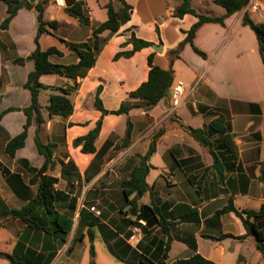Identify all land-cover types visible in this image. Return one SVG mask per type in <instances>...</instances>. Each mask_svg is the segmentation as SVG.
<instances>
[{"label": "crops", "instance_id": "0c3cea01", "mask_svg": "<svg viewBox=\"0 0 264 264\" xmlns=\"http://www.w3.org/2000/svg\"><path fill=\"white\" fill-rule=\"evenodd\" d=\"M27 1L36 3L39 0ZM56 1L60 0H50L47 11L51 8L63 18L59 20L55 15L51 16L48 20H57L58 28L53 30V34L43 35L40 41L57 33L58 40L64 46L58 48L64 55H53L50 57L51 61L61 65L77 63L79 57L69 48L68 43L87 41L93 29L107 19V10L101 3L105 0H97L96 5H90L85 0L91 17V26L88 27L65 12V7L72 0H62L63 4H57ZM126 1L133 6L131 20L116 33L106 30L99 35V42L106 43L101 47L96 64L85 77L77 79L78 89L69 96L74 104L73 114L67 118L60 115L51 117L47 110L51 94L58 93L56 88H65L72 81L55 74L40 77V81L49 88L41 89L39 93L45 119L39 136L43 143L55 145L53 170L44 174L58 179L55 189L62 192L61 200L56 203L60 220L64 217L73 220L67 240L60 246L56 237L52 236L46 241L43 233L27 234L26 225L19 219L6 221L0 229V235L4 236L2 239L6 243V250L0 249V253H3L0 257L6 259L1 264H12L11 259L4 254L13 255L18 264L47 263L54 247L58 251L50 264H77L75 256L86 238L90 222L96 223L93 242H96L98 236L104 240L114 259L110 262L112 264H139L134 255L126 250V244L139 252L145 253L150 249L152 253L167 241H170V250L165 259L166 264H174L194 254H200L215 264H264V254L257 248L255 236L247 233L241 218L234 212L217 216V211L227 205L230 199L240 211H257L264 204V182L260 178L264 164V63L255 32L242 23L246 11L256 22L264 21V15L261 19L254 16L260 10L264 11V0H251L243 11L228 16L224 24H203L196 33L194 43L207 54L205 58L197 54L188 43L180 57L173 62L169 51L185 38V31L197 21V17L192 14L183 18L175 17L180 0H158V12L154 11L157 0ZM141 2L147 9V19L141 17ZM197 3L201 9L217 5L214 0H198ZM254 5L257 7L254 8ZM192 6L194 7L193 0ZM218 7L219 13L212 16L225 14L226 10L220 5ZM0 10L1 14L3 12L1 24L7 16V5L1 0ZM93 13H99L97 23L92 17ZM29 17L35 22V29L28 52L22 56L18 52L19 44L24 22ZM62 26L66 33L61 32ZM146 26L158 28L159 33L143 35L142 30ZM37 28V12L26 8L19 9L7 29L0 28V112L10 107L25 108L31 104V93L25 87V82L35 67L34 62L18 64L15 59L34 51ZM76 30L82 31V35L78 40L71 39V34ZM132 32L152 44H163V52H155L150 46L131 57L114 60L115 54L120 50L132 49V44L124 40V36L130 38ZM110 45H113V49L105 62L103 56ZM123 45L125 47L121 49ZM51 46L55 45L43 49ZM152 53L154 64L174 69L173 87L179 82L184 85L185 93L177 106L174 105L170 92L168 97L150 110L134 108L128 114L115 115L110 111L119 107L109 108L105 113L95 108V95L99 86H102L100 97L104 104L110 82L108 74L111 72L115 75L117 90L126 96V101L138 102V99L129 96V92L147 79L150 69L148 56ZM120 65L123 66L124 73H115L116 66ZM221 115L225 118L238 151L236 160L223 161L224 167L235 164L233 169L224 172L223 178L213 168L214 157L209 147L186 132L175 120L178 118L186 125L202 128L214 142V149L220 152L222 138L211 132L209 123ZM27 119L23 110L6 112L0 119V191L6 202L15 208L23 207L36 196L39 188L37 169L45 162V156L39 153L35 142L36 114L29 125L25 145L16 151L14 157L6 151L8 142L22 132ZM98 121H101V130L95 141L96 152L82 153L80 147L73 145V141L87 134ZM128 122L132 124L131 141L125 149H118L116 147L126 134ZM161 128L164 132L155 141V152L150 157L153 168L147 176L152 193L144 194L142 199L147 198L142 204L154 201L166 215L168 208L185 202L197 209L199 221L183 222L168 218L174 224L170 225L169 233H165L161 227L155 224L145 225L146 221L141 220L146 232L138 227L137 239L138 242L141 241L142 247L137 248L138 243L130 239L134 233L133 228L126 229L122 223L111 220L116 212L106 216L104 209L93 212L91 207L106 208L110 203L113 208L118 209L125 204L120 188L125 175L123 171L127 169V173L131 175L138 162L137 154L148 151L155 131ZM113 150L119 151V154L125 153L128 158L124 159L119 155L121 160L117 157L118 159L110 161L109 156ZM73 200L76 201L75 208L71 209ZM82 209L85 214L79 225ZM130 217L135 220L130 214L122 216L121 220ZM121 220L118 217V221ZM262 220L264 218L258 219L259 222ZM48 225L54 226L53 216H49ZM126 231L132 232L130 238H126ZM104 233L112 238L106 240ZM226 234L231 236L223 237ZM77 237L83 238L75 241ZM73 239L72 249L60 256L62 248ZM19 241L22 246L17 251ZM109 244L117 253L126 254L128 260L122 261L114 255L109 250Z\"/></svg>", "mask_w": 264, "mask_h": 264}, {"label": "trees", "instance_id": "16d2710c", "mask_svg": "<svg viewBox=\"0 0 264 264\" xmlns=\"http://www.w3.org/2000/svg\"><path fill=\"white\" fill-rule=\"evenodd\" d=\"M7 5V16L4 21L0 24V28L7 29L12 19L17 15V12L21 8L29 10H35L38 14V28L35 37L36 48L29 55L25 57H19L15 59V63L25 64L26 61L34 62V69L28 74L25 87L29 89L31 93V104L25 108L10 107L7 110L0 112L1 117L12 110H23L27 115V122L24 125V129L17 136L12 138L7 146L6 151L14 157L16 151L25 145L27 138L28 128L32 121V117L36 114L37 130L35 136V142L39 153L45 156V162L40 169H37L39 174V188L36 196L30 200L26 205L21 208L11 207L6 200L2 197L0 191V229L4 225V222L9 220L19 219L26 225L27 234L43 233V237L50 240L51 237H56L59 245H63L67 236L72 228V218H63L60 220L59 212L56 209V203L61 200L62 192L55 189V183L58 179L52 175L44 174L48 170H53L54 165V147L52 143L45 144L42 142L39 134L41 125L45 119L42 114V106L39 102V93L41 89L49 88V86L43 84L40 81V77L43 75H60L69 79L71 84L67 87L56 88L58 93L51 94L49 105L47 110L49 116L60 115L64 118L69 117L73 114L74 104L70 99L72 92L78 89L79 83L77 79L79 77H85L87 72L95 66L97 56L101 50V43L99 42V35L106 30L112 33L118 32L122 26L127 24L131 20L133 6L126 0H116L119 6L116 7L114 4L115 0H109L103 7L107 10V19L95 27L92 31V35L85 42L81 43H68L69 48L76 52L79 57L77 63L69 65L55 64L51 61L50 57L53 55L63 56L64 53L56 46H51L47 49H42L40 46V38L43 35L53 34V30L58 28V21L47 20L45 18V12L47 6L50 4V0H39L36 3H31L27 0H1ZM181 3L176 8L174 16L183 18L187 14H192L197 17V21L186 30L185 38L178 44V46L169 51L171 62L180 57V53L183 51L186 44L190 43L194 51L202 57H206L207 54L199 49L194 39L199 28L209 22H217L224 24L225 19L239 11H243L250 3L251 0H214L217 5L222 6L226 12L221 16H212L209 14L199 13L193 6L192 0H180ZM65 12L77 19L82 25L91 26V17L87 8L86 1L84 0H72L66 7ZM243 25L249 26L256 34L259 46V53L264 63V21L256 22L249 14L245 12L242 17ZM158 30V28H157ZM159 32V30H158ZM129 42L132 44V49L127 51L117 52L114 56V60H118L121 57H131L137 51L143 48L150 47L152 42L138 37L134 32L131 33ZM154 53L148 56L149 72L147 79L142 82L136 89L129 92V96L134 99H138V102L124 101L120 104L119 108L111 110V114L122 115L128 114L130 110L134 108H143L144 110H150L156 106L162 99L170 95L175 79V71L172 67L162 68L153 63ZM102 92V86H99L95 95L94 106L96 109L106 112V108L100 97ZM108 111V110H107ZM180 126L197 139L200 143L208 146L211 154L214 157L213 168L218 172L221 178L224 177V172L231 170L235 167V164L222 166L223 161L236 160L238 156L237 146L234 142L233 135L230 133L228 126L226 125L225 118L221 115L209 123V129L216 135L221 136L220 152L214 149V142L205 133L202 128L192 127L184 124L180 119L175 118ZM101 130V121H98L96 126L91 129L87 134L77 137L73 141L75 147H80L82 153L89 154L96 152L95 141L97 140ZM164 132L161 128L155 134L152 143L148 151L145 154L138 155V163L132 169L131 175L128 179L122 182V191L125 198L124 207H129L128 213L130 216H134L135 220L130 218L123 219L125 228L127 227H139L146 232L145 225H157L162 228L165 233H169L170 225L174 224L168 218L176 221L183 222H197L199 221V214L195 207L185 202H180L171 208H168L166 215L163 213L161 206L157 205L154 201L149 204L140 203V199L145 193L151 192L152 187L147 182V176L153 165L150 163V157L155 152V141ZM132 124L128 122L126 134L123 137V146H128L131 141ZM73 165V162H71ZM261 180L264 182V164L261 169ZM133 196V197H132ZM75 200L72 201L71 209L75 208ZM43 211V212H42ZM234 212L238 217L241 218L248 234L254 235L256 239L257 248L264 254V220L259 222L258 219L264 218V204L262 207L255 210H238L230 199L228 204L217 211V216ZM42 214V216L40 215ZM84 210L80 211L79 225L82 223L84 217ZM49 216H53L54 226L48 225ZM141 220H145L146 224H142ZM95 222L88 224L87 234L91 241V249L93 256L94 252V226ZM132 235L131 231H126V238H130ZM231 236L230 234L223 235V237ZM106 240H110L112 236H107L104 233ZM83 237H77L76 240H80ZM72 245L74 239L72 240ZM72 245L69 250L72 249ZM22 244L20 241L17 244L16 250H21ZM164 246V247H163ZM141 241L138 242L137 248H141ZM126 250L131 252L135 257V260L139 264H166L165 259L168 257L170 250V241L162 243L159 248L154 252L150 253V249L147 252L138 251L133 249L131 245H125ZM109 250L116 255L120 260L126 261V254L117 253L111 244H109ZM58 248L54 247L51 252L47 263L39 262L40 264H50L57 254ZM3 255V253H0ZM11 259L12 264H18L16 258L10 254H4ZM25 257L26 255L23 254ZM90 264H96L95 261H91ZM174 264H215L214 262L205 259L200 254H194L189 258L180 259Z\"/></svg>", "mask_w": 264, "mask_h": 264}, {"label": "rangeland", "instance_id": "374dc122", "mask_svg": "<svg viewBox=\"0 0 264 264\" xmlns=\"http://www.w3.org/2000/svg\"><path fill=\"white\" fill-rule=\"evenodd\" d=\"M87 1H88V3L90 5H96L97 4V0H87ZM108 1L109 0H105L104 3L103 2H101V3L102 4H105ZM197 1L198 0H193V5L197 9V11H199L200 13L210 14V15H214V13H217V14L219 13V10H220L219 8L220 7H218V5H214L213 4L210 7H206L205 9L204 8L201 9V8H199L200 6L198 5ZM56 3L59 4L58 1H56ZM142 3L143 2H141L140 5H139V10L141 12V17L147 19L148 18V12H147V9L144 8V6H143ZM114 4L116 5V7L119 6V3L116 0L114 1ZM159 7H160V3L157 0V6H156V8H154V11L155 12H158L159 11ZM2 15H3V12L1 14V10H0V17ZM54 15L59 20H60V18H63L60 13H54V11L51 8L48 9V11L46 9L45 18L47 20L51 16H54ZM262 15H264V11H261L260 10L254 16L257 19H261ZM92 17L95 19L94 21L97 23V20L99 19L100 16H99V13H93L92 14ZM190 17H192V16H190ZM67 18H69V17H67ZM71 20H73V19H71ZM24 26L25 27H24L23 34H22V39L20 41L19 50H18V52L21 53L22 56L26 52H28L27 49L29 48V45H31V38L33 36V32H34V29H35V22H33V20L30 17L29 18H26V20L24 22ZM83 26H85V25H83ZM87 27H84V28H87ZM61 32L66 33L64 26H62ZM73 33L74 34H71L72 35L71 36V39L73 38V39H77L78 40L80 38V36L82 35V31H80V30H76ZM142 33L145 36H151V35L158 34L159 32L153 26L152 27L146 26V27L143 28ZM57 35H58L57 33H54V35H51V36L46 37L47 39H43L42 38V40L40 41L41 48L43 49L44 47H47V46H50V45H55L57 47L64 48L63 44L58 40L59 38H57ZM124 40L125 41H129V38H127L126 36H124ZM105 43H106V41L101 43L102 47H104ZM125 45H123V47L121 49H124ZM112 49H113V45H110L109 48L106 50V52H105V54L103 56L104 57L103 60L105 62H107L108 54L111 53V50ZM120 51H122V50H120ZM63 61H64V59H63ZM111 70H113V69H111ZM115 71H116L115 73H118V72L124 73L123 66H121V65L120 66H116ZM108 81H110L109 82V87H108L107 94L104 97V104H105V107H106L107 110L109 108L119 107L120 104L122 102L126 101V99H127L124 94H121L120 91L117 90L115 75H114L113 72H111V74H108ZM44 97L45 96L43 95L42 96V99L43 100L45 99ZM107 110H106V112H107ZM158 131H159V129H157L155 131V134ZM122 141H123V138L121 139V142L118 143V145H117L116 148H118V149H125V147H127V146H123V142ZM119 144H121V145H119ZM114 151L115 150H113L110 153V156H109V160L110 161H113V160L118 159V158L120 159V157L121 158L122 157H125L124 159H127L128 158V156L125 153L122 152L121 154H119L120 153L119 151L118 152L117 151L114 152ZM119 155H120V157H119ZM138 155L139 154H137V156H136L137 158H138ZM138 160H139V158H138ZM123 172H125V175H124L123 180L121 181V184H120L121 190H122V182L130 177L129 174L127 173V169H125V171H123ZM152 174H154L153 171H152ZM146 198H147V196L144 197L143 199L141 198L139 202L140 203L144 202ZM124 205L117 209V208H113L111 206V204L109 203V206L108 207L103 208L102 206H97L96 210L99 211V209H101V210L104 209L106 216H110L112 212H116V213H114V216L111 217L112 218L111 220H113L115 222L117 221V222L122 223L124 225V223L121 220V217L122 216H126L127 213L129 212L128 211L129 207H124ZM118 217H120V220L121 221H118ZM85 234H86V238L82 242V247L79 248L78 255L75 256L78 259L77 260L78 261L77 264H90L92 260H94L95 263H98V264H101V263L112 264L110 262H112L114 259H113L112 255L110 254V252L108 251V249L106 248V244H105L104 240H102V238L98 236L96 242H93V244H94V252H95V255H97L96 258L94 259L93 258V254H92V249H91V241H90V238H89V236L87 234V231H86ZM2 238H4V236L3 235H0V249L3 250V251H5L6 250V243L3 242V239ZM71 245H72V243L71 242H68L66 244V246H64L62 248V250H61L62 252H61L60 256L64 255V253H67ZM5 260H6L5 258L0 257V264L3 261H5Z\"/></svg>", "mask_w": 264, "mask_h": 264}, {"label": "built area", "instance_id": "2783aa9c", "mask_svg": "<svg viewBox=\"0 0 264 264\" xmlns=\"http://www.w3.org/2000/svg\"><path fill=\"white\" fill-rule=\"evenodd\" d=\"M58 2H59V4H61L60 1H58ZM253 7L256 8L257 6L254 5ZM184 93H185V88H184V85L182 83L179 82L176 86L172 87L171 95H172V99H173L175 106H177L181 102V99L184 96ZM91 211L97 212L95 207H91ZM133 231H134V233L130 239H131V241H135L138 243L137 235L139 233V228L135 227V228H133Z\"/></svg>", "mask_w": 264, "mask_h": 264}, {"label": "water", "instance_id": "95a60500", "mask_svg": "<svg viewBox=\"0 0 264 264\" xmlns=\"http://www.w3.org/2000/svg\"><path fill=\"white\" fill-rule=\"evenodd\" d=\"M151 48L154 49L155 52L161 53V52H163V48L164 47H163V44L154 43V44L151 45Z\"/></svg>", "mask_w": 264, "mask_h": 264}, {"label": "bare ground", "instance_id": "6f19581e", "mask_svg": "<svg viewBox=\"0 0 264 264\" xmlns=\"http://www.w3.org/2000/svg\"><path fill=\"white\" fill-rule=\"evenodd\" d=\"M60 1H61V4H63L62 0H60Z\"/></svg>", "mask_w": 264, "mask_h": 264}]
</instances>
